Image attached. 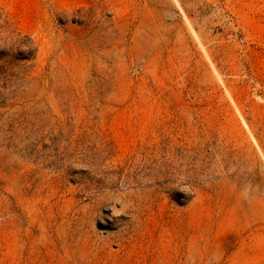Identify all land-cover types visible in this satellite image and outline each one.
<instances>
[{
	"label": "rangeland",
	"instance_id": "obj_1",
	"mask_svg": "<svg viewBox=\"0 0 264 264\" xmlns=\"http://www.w3.org/2000/svg\"><path fill=\"white\" fill-rule=\"evenodd\" d=\"M0 56V264H264V0H0Z\"/></svg>",
	"mask_w": 264,
	"mask_h": 264
},
{
	"label": "trees",
	"instance_id": "obj_2",
	"mask_svg": "<svg viewBox=\"0 0 264 264\" xmlns=\"http://www.w3.org/2000/svg\"><path fill=\"white\" fill-rule=\"evenodd\" d=\"M21 36H22V33L18 31L17 29H14L11 31V36L8 39L9 40L8 44L12 46V49L19 51L18 45L20 46L21 44L18 43V41ZM25 38L29 42V44L25 46L26 49L24 51L18 52L17 56L16 55L11 56L12 61L15 63L33 60L36 57L37 47L35 46L32 39H30L29 37H25ZM7 55L9 57V54H6V56ZM1 60H2V57L0 56V62ZM15 75H16V72H0V78L3 76L4 80L12 79L13 77H15Z\"/></svg>",
	"mask_w": 264,
	"mask_h": 264
}]
</instances>
